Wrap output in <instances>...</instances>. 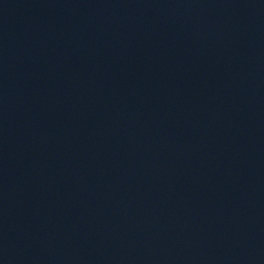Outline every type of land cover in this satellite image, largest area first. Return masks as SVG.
<instances>
[{"label": "water", "instance_id": "95a60500", "mask_svg": "<svg viewBox=\"0 0 264 264\" xmlns=\"http://www.w3.org/2000/svg\"><path fill=\"white\" fill-rule=\"evenodd\" d=\"M0 264H264V0H0Z\"/></svg>", "mask_w": 264, "mask_h": 264}]
</instances>
